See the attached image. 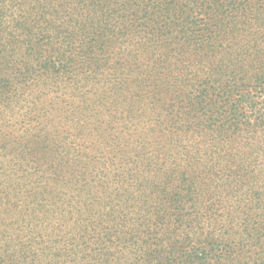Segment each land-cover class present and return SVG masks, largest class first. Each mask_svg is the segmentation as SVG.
<instances>
[{
  "label": "trees",
  "instance_id": "trees-1",
  "mask_svg": "<svg viewBox=\"0 0 264 264\" xmlns=\"http://www.w3.org/2000/svg\"><path fill=\"white\" fill-rule=\"evenodd\" d=\"M0 22V41L7 35L0 42V110L9 108L33 85L50 86L57 95L61 92L59 97L70 90L67 102L62 101L64 114L96 118L99 111L127 98L124 93L132 98L149 84L157 85L159 69L177 65V76L171 74L168 80L181 82L193 75L190 90L177 100V124L197 132L214 125L231 134L245 126L264 127V47L258 44L264 38V0H0ZM240 43L234 55L237 60L208 67L207 57L230 52ZM247 48L253 51L252 71L245 73L234 61H240ZM35 100L30 109L39 97ZM2 130L0 126L4 142L10 145ZM52 143L41 127L22 145L42 166V188L87 183L81 154ZM100 158L109 161L103 154L91 159ZM124 176L114 174L118 185ZM194 189L195 184L185 186L183 193L177 189L168 194L177 195V203L170 197L165 207H159V213L177 221V236H181L168 250L151 247L155 241L150 245L145 238L147 213L137 226L118 221L127 208L120 202L122 195L111 197L109 205H115L103 214L108 225L95 249L97 260L121 264L127 255L115 253L134 242L139 243L135 244L136 264L152 263L153 253L159 258L157 264H264L261 253L243 255L247 246L243 240L251 242L263 234L264 219L254 232L246 230L243 239L232 234L228 239L214 238L200 230L199 217L194 216L203 205L193 200ZM184 197L192 203L185 205ZM147 205L139 210L146 211ZM198 230L204 234L202 243L197 239L189 246Z\"/></svg>",
  "mask_w": 264,
  "mask_h": 264
},
{
  "label": "rangeland",
  "instance_id": "rangeland-1",
  "mask_svg": "<svg viewBox=\"0 0 264 264\" xmlns=\"http://www.w3.org/2000/svg\"><path fill=\"white\" fill-rule=\"evenodd\" d=\"M5 39L7 35L1 37V41ZM258 44L264 47V38ZM241 46L207 57L208 67L226 66ZM252 53L247 48L238 57L240 61H234L245 73L252 71ZM159 70L161 77L154 80L157 85L151 83L135 93L139 97L124 93L127 98L99 111L96 118L64 114L62 101L67 102L70 90L59 97L61 92L57 95L50 86L33 85L9 108L0 110V126L11 142L6 144L0 133V264H107L97 260L95 249L108 225L103 214L115 205H109V199L119 195L127 209L118 221L137 226L143 224L140 216L147 213L148 232L144 235L150 245L155 241L151 247L158 249L168 250L181 238L177 236V221H170L168 213H159V207H165L170 197L177 203V195L168 194L177 193V189L183 193L190 184H195L193 200L203 204L194 216L199 217L200 230L210 236L228 239L232 234L243 239L246 230L253 231L262 223L264 127L245 126L235 134L214 125L211 130L204 128L206 132L186 129L177 124V100L190 90L193 75L177 82L168 80L171 74L177 76V65ZM41 87L46 89L41 92ZM41 127L53 143L81 154L87 183L42 188V166L22 147ZM95 154H103L109 161L92 160ZM119 173L125 176L118 185L114 174ZM188 199L184 197L182 202L189 205L192 201ZM140 205H147L146 211L139 210ZM185 211L192 213L187 207ZM200 230L189 246L197 239L202 243ZM263 234L251 242L243 240L247 244L243 255H264ZM135 244L139 246L127 244L115 256L125 253L123 262L136 264L139 252ZM158 259L153 253L150 261L157 264Z\"/></svg>",
  "mask_w": 264,
  "mask_h": 264
}]
</instances>
